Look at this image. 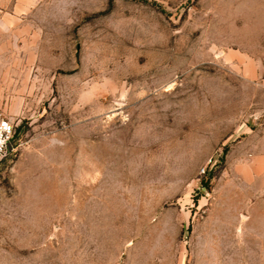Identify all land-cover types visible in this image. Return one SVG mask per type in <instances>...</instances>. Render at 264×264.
Wrapping results in <instances>:
<instances>
[{
    "label": "rangeland",
    "instance_id": "obj_1",
    "mask_svg": "<svg viewBox=\"0 0 264 264\" xmlns=\"http://www.w3.org/2000/svg\"><path fill=\"white\" fill-rule=\"evenodd\" d=\"M0 264H264V0H0Z\"/></svg>",
    "mask_w": 264,
    "mask_h": 264
},
{
    "label": "crops",
    "instance_id": "obj_2",
    "mask_svg": "<svg viewBox=\"0 0 264 264\" xmlns=\"http://www.w3.org/2000/svg\"><path fill=\"white\" fill-rule=\"evenodd\" d=\"M228 156L229 172L256 189L264 190V124L247 129Z\"/></svg>",
    "mask_w": 264,
    "mask_h": 264
},
{
    "label": "built area",
    "instance_id": "obj_3",
    "mask_svg": "<svg viewBox=\"0 0 264 264\" xmlns=\"http://www.w3.org/2000/svg\"><path fill=\"white\" fill-rule=\"evenodd\" d=\"M15 134L13 123L0 113V161L5 157L8 145L12 144Z\"/></svg>",
    "mask_w": 264,
    "mask_h": 264
},
{
    "label": "water",
    "instance_id": "obj_4",
    "mask_svg": "<svg viewBox=\"0 0 264 264\" xmlns=\"http://www.w3.org/2000/svg\"><path fill=\"white\" fill-rule=\"evenodd\" d=\"M7 150H8V151H11V145H8Z\"/></svg>",
    "mask_w": 264,
    "mask_h": 264
}]
</instances>
